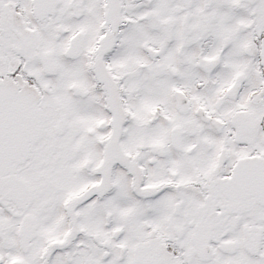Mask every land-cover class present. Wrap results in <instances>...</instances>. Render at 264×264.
Segmentation results:
<instances>
[{
	"label": "snow or ice",
	"instance_id": "snow-or-ice-1",
	"mask_svg": "<svg viewBox=\"0 0 264 264\" xmlns=\"http://www.w3.org/2000/svg\"><path fill=\"white\" fill-rule=\"evenodd\" d=\"M0 264H264V0H0Z\"/></svg>",
	"mask_w": 264,
	"mask_h": 264
}]
</instances>
